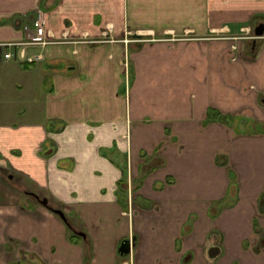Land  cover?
Returning a JSON list of instances; mask_svg holds the SVG:
<instances>
[{
    "label": "crops",
    "instance_id": "crops-1",
    "mask_svg": "<svg viewBox=\"0 0 264 264\" xmlns=\"http://www.w3.org/2000/svg\"><path fill=\"white\" fill-rule=\"evenodd\" d=\"M37 10L75 39L0 47V264H264V0H0V42Z\"/></svg>",
    "mask_w": 264,
    "mask_h": 264
},
{
    "label": "rangeland",
    "instance_id": "rangeland-1",
    "mask_svg": "<svg viewBox=\"0 0 264 264\" xmlns=\"http://www.w3.org/2000/svg\"><path fill=\"white\" fill-rule=\"evenodd\" d=\"M36 13L34 14L35 16H32L31 17V23L32 24L34 23L35 18H37V16H38V14H36ZM43 19H44V23H43L44 24L43 25V27H44L43 28L44 34L41 35V36H39V38L31 37V35H29V36L26 37L25 40H29L28 42H30L31 44L20 43V45L16 46V47H18L21 50L24 49V54H26L27 56L29 55V56L34 57V58H35L36 55H41L42 56L41 50L45 46L49 45V42H53V43H55V42L56 43H65V42H71L72 40L75 39V37L72 38L71 36L64 35V34L63 35H58V36H56L54 34H51L50 31L48 29H46L45 16H44V14H43ZM32 27H33V25L31 26V28ZM249 34L250 33L246 34V36H248ZM131 35H132V37H135L134 34H131ZM184 36H188V35H184ZM217 36L220 37L221 35H217ZM128 37H129V34H128ZM179 37H181V36H179ZM47 39H49V41ZM31 40H33V41H31ZM77 40H80V39H77ZM99 40H102V39L101 38L100 39H95V41H99ZM39 41H43V42H47V43L42 45L40 43H37ZM124 41L127 42V41H130V39L129 38H124ZM18 42H20V41H18ZM10 48H12V47H10ZM42 59H43V56H42L41 59H34L33 61H27V62L29 64V63H33L34 61L36 62V61H39V60H42ZM15 63H16L15 64L16 66H18V67L21 68V66L19 65L20 63L18 61L15 62ZM21 76H22L21 73H18L17 74V77L22 78ZM34 83H36V81H34ZM36 85L37 84H34L33 89L35 91L36 90L39 91L40 86H38L37 89H36ZM33 89H32V92L34 93V90ZM21 93H25L24 90L21 91ZM263 99H264V93H263ZM32 102L33 103H37V102H39V99L38 98H34V99H32ZM33 106L36 108V106H39V105L36 104V105H33ZM29 109L30 108L27 106V101H19V104H17V106L13 110L14 113H11V114H8V115H4L3 117H1L2 118V121H6V122H10V123H12V122H19L20 120H22V118H27L28 117V115H23L22 112L27 111ZM25 114H28V113L25 112ZM33 191L36 192L35 190H33ZM38 191H39L38 193L36 192L37 193V200H38V202L31 201L29 199V201H26L24 203H26L29 206H32V205H34V206L35 205H41L42 203H44L45 201L43 199V196H44L43 195V192L40 191V190H38ZM21 194L24 196L26 193H24L23 191H21Z\"/></svg>",
    "mask_w": 264,
    "mask_h": 264
},
{
    "label": "built area",
    "instance_id": "built-area-1",
    "mask_svg": "<svg viewBox=\"0 0 264 264\" xmlns=\"http://www.w3.org/2000/svg\"><path fill=\"white\" fill-rule=\"evenodd\" d=\"M36 14H38V16L34 20L33 28H29L28 25H27L28 27L25 25L24 28L25 29H30L32 31L31 37L39 38V36L44 34V30H43V28H44L43 27L44 19H43V14H42V12L40 10H37ZM47 40L49 41V39H47ZM28 41L29 40H24V41H20V42H13V41L0 42V47H6L8 49L9 47H12V48L16 47V46L20 45V43L31 44ZM31 41H33V40H31ZM37 43H40V44L43 45V44H46L47 42L39 41ZM18 56L21 59H23V58L25 59L26 58L25 59L26 61H33L34 59H41L42 58L41 55H36L35 58L31 57L29 55L27 56L26 54H24V49L23 50L19 49ZM4 57L5 58H11V57H13V53L11 51H7V52L4 53Z\"/></svg>",
    "mask_w": 264,
    "mask_h": 264
},
{
    "label": "water",
    "instance_id": "water-1",
    "mask_svg": "<svg viewBox=\"0 0 264 264\" xmlns=\"http://www.w3.org/2000/svg\"><path fill=\"white\" fill-rule=\"evenodd\" d=\"M263 25L260 24L256 29H255V34L256 35H262L263 34ZM119 251L120 253H128L130 251V241L129 239H123L119 245Z\"/></svg>",
    "mask_w": 264,
    "mask_h": 264
},
{
    "label": "trees",
    "instance_id": "trees-1",
    "mask_svg": "<svg viewBox=\"0 0 264 264\" xmlns=\"http://www.w3.org/2000/svg\"><path fill=\"white\" fill-rule=\"evenodd\" d=\"M15 54H16V57L20 59V63L25 64V65L28 64V62H27L26 60L21 59V58L18 56V50L15 52Z\"/></svg>",
    "mask_w": 264,
    "mask_h": 264
}]
</instances>
